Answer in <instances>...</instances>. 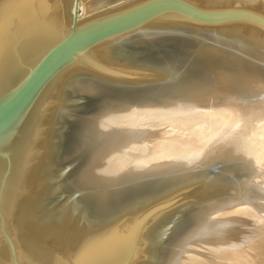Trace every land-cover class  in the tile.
<instances>
[{
  "label": "bare ground",
  "instance_id": "6f19581e",
  "mask_svg": "<svg viewBox=\"0 0 264 264\" xmlns=\"http://www.w3.org/2000/svg\"><path fill=\"white\" fill-rule=\"evenodd\" d=\"M111 1L82 0L77 7L76 0H0V83L7 74H15L20 62L32 65L62 40L76 12L81 25L143 0ZM187 1L204 8L238 4L264 15V0ZM169 27L181 29L171 35L159 33ZM214 32L264 48L260 24L198 26L169 15L139 32L98 44L54 79L36 105L33 124L10 175L0 182V264H158L152 255L151 229L192 187L191 194L208 195L217 188L228 189L229 196L193 208L189 222L194 218L200 226L192 238H173L159 264H264V79L249 77L227 63L214 77L189 81L151 99L147 107L139 101L134 111L125 106L107 121L91 124L80 149L90 155L89 167L71 180L74 190H92L86 194L89 203L108 208L114 192H98L105 184L111 188L110 182L103 185L100 180L119 163L136 178L171 175L136 185L145 188L149 183L159 193L136 203H121L112 216L103 212L100 220L97 214L85 219L68 204L48 213L38 208L49 190L43 175L51 161L49 126L68 80L79 73L114 81L132 76L143 80L151 75L114 60L115 45L136 41L130 45L140 46L168 36L193 40V35L209 49L206 34ZM220 36L212 35L215 44ZM64 189L68 188L59 187Z\"/></svg>",
  "mask_w": 264,
  "mask_h": 264
},
{
  "label": "water",
  "instance_id": "95a60500",
  "mask_svg": "<svg viewBox=\"0 0 264 264\" xmlns=\"http://www.w3.org/2000/svg\"><path fill=\"white\" fill-rule=\"evenodd\" d=\"M81 3L82 0H76L77 7ZM169 15H174L192 25L198 26H220L241 21L264 26V15L254 10L241 7L204 8L187 0H143L122 11L94 18L81 25L77 23L76 12L74 23L62 40L51 46L32 65L20 62L17 66L18 68L15 69L14 75L9 73L1 79L0 182H3L10 175L33 124L36 105L44 91L56 77L72 66L73 63L86 56L98 44L106 40L139 32L151 22ZM180 29V27H169L161 29L159 33L171 35V32ZM235 39L252 50L264 52L262 47L251 45L240 38ZM193 40L168 36V38H159L153 42H147L145 45L133 46L128 44L129 46L119 45L114 48L113 57L114 54H119L123 50L122 48H127V46L130 48H145L148 49V52L151 51V54L149 53L139 59L134 57L126 58L129 63L138 68H145L146 70L143 72L151 74L150 79L143 81L130 79L114 81L107 78H98L91 74H79V78L93 81L98 84V87H95V92H92L87 85L80 83V86H73L70 90L65 89L63 104L55 112L53 120L51 136L52 167H63L80 159L83 161V156L86 157V154L88 155V152L84 155L80 149L83 148L81 144L85 142L86 134L95 118L88 117V111L78 112L73 107V104L68 101L70 98L80 97L95 100L96 106L93 110L114 108L122 104V102L119 103V101L113 100L121 95L131 98V101L134 102L142 99H158V97L167 94L174 87L191 81L192 74H195L193 69L199 67L206 71L210 70L211 66L207 63V65L201 66H187L185 63L175 64L171 62L179 58L180 55L189 56L188 52H183L185 49L198 48L199 46L194 45ZM164 43H169L168 45L171 48L169 50L156 51L159 47L165 46ZM188 71L193 72L192 74L186 73ZM146 83L152 84L145 87ZM105 86L110 87L105 90ZM102 98L106 99L102 100ZM68 116L75 118L74 120L68 119ZM65 125H69L68 129L64 127ZM87 157L90 158V155ZM82 165L80 163V166ZM77 175L78 170L76 173L72 171L69 178L75 181ZM65 186L68 188L67 191L74 190L71 183ZM131 202L123 203L127 205ZM121 203H113L112 201L109 207L106 208L107 210L98 209L94 206V213L91 216L97 214L96 217L100 220L101 217H105L103 215L104 212L106 216L110 217L113 212L119 210ZM176 232L177 229L174 230L173 234L175 235Z\"/></svg>",
  "mask_w": 264,
  "mask_h": 264
},
{
  "label": "rangeland",
  "instance_id": "374dc122",
  "mask_svg": "<svg viewBox=\"0 0 264 264\" xmlns=\"http://www.w3.org/2000/svg\"><path fill=\"white\" fill-rule=\"evenodd\" d=\"M116 1L117 0H112L110 4H114L116 3ZM227 6H230V5H227ZM234 7H240V5L235 4ZM212 35H215V36L222 35V36H220L219 38H216L217 43L215 44L216 40L212 38ZM190 36L191 38L194 39V41L200 47L195 48V49H190V48H187V50L185 49L183 52L184 53L188 52L189 56H185L183 54V55H180L179 58L171 62L175 64L185 63L187 64V66H198V65L201 66L207 63L209 66H211L210 70H208L209 71L208 75H205L207 74L206 70H203L199 67H197V69H193V71H195V74L194 73L192 74L193 71L186 72V73H191L193 75L192 80H201V79L206 78V76H209V75L211 77H214L218 70H223L222 66L224 67L227 66V65L225 66L226 63L228 64L229 67L235 70L236 69H238L239 71L243 70V72L247 73L248 76L250 75L249 77H252L254 79L255 78L264 79V52L252 50L251 48L247 47L243 43L237 42L235 38H239V37L226 36V35H223L217 32L209 33V34L207 33L206 34L207 40H205V42H207V46L210 48L211 47L213 48L215 45H217L218 47L217 50H212L210 48L206 49L205 46L201 44L200 38H197L193 35H190ZM223 36H226V37H223ZM240 39L246 41L245 38L244 39L240 38ZM126 44H138V42L133 41V42L126 43ZM168 44L169 43H166V44L164 43L165 46H163L162 48L159 47L158 48L159 50L157 49L156 51L169 50L171 47H169ZM117 46L119 45H115L114 48ZM128 46L127 48H122L123 50L119 54L118 53L114 54V57H113L114 60L121 65H126V67L130 69H136L139 71L142 70L141 72L145 71L146 70L145 68L143 69L138 68L137 66L129 63V60H127L126 58L134 57V58L139 59L145 55H148L149 53L151 54L152 52L151 51L148 52L147 51L148 49H145V48H138V47L130 48ZM210 53L214 55H211ZM112 54H113V51H112ZM205 57L206 59H204ZM219 57H222L221 59L222 61L219 60ZM79 74H82V73H79ZM79 74L75 75L74 77H71L68 80V83L64 88V92H65V89L70 90L73 86H80V83L85 84V85L89 84L90 86H88V89L91 90L92 92H95L96 90L95 85L92 82L90 83L89 80L87 79L83 80L79 78L78 77ZM85 74H89V73H85ZM194 78H197V79H194ZM129 79L136 80L137 77L132 76V77L126 78V80H129ZM146 79H150V78H146ZM146 79H143V80H146ZM143 80H136V81H143ZM150 84L152 83H146L145 87L149 86ZM138 86L142 87L144 85H138ZM108 87L105 86L106 88L105 90H108L109 89ZM106 92H109V91H106ZM104 99L106 98H102V100ZM63 100H64V95L60 102V105L54 111V113L59 108H61V105L63 104ZM113 100L119 101V103L122 102V104L114 108L93 110L94 107L96 106L95 100H89V99L80 98V97H73V98H70L68 101L73 104V107H75V109L78 112L88 111L89 114H87V116L95 118L93 123L101 121L100 119H102L103 122L107 121L110 115H113L116 113L118 114V112H121V110L125 106H128L129 111L130 110L134 111L138 106L137 103L139 102V101L138 102L131 101V98H127V96L125 95L116 97ZM140 101H144L143 104L147 107L150 105L152 100L142 99ZM53 116L55 115L53 114ZM67 118L74 120L75 117L68 116ZM53 120L54 119H52V123L49 126V134H48V138H49L48 156L49 157H50V138L52 136ZM64 127L68 129L69 125L68 126L65 125ZM83 157H84V159H82L83 161H81V159L76 160L73 163L64 165L63 167H58V166L52 167L51 161H50L49 163L50 166L49 167L46 166V170H44V173H43L46 180H48V174H49V181H48L49 190L46 196L38 202L39 209H42V211L44 210L45 213H48L50 211H56L62 206L68 204L76 210V213L78 214L81 213L85 219L91 218V215L94 213L93 206L92 204L89 203L88 198L86 197V194L93 192L92 190H85V191L84 190L82 191L68 190L67 191V189L59 190L60 186H63L64 188L66 187L65 185L70 184L72 179L69 178V175L70 173H72V171L76 173L78 170V175L81 176L83 174V171H86V169H88L89 166L87 167V165L90 162V158L87 156L86 157L83 156ZM80 163H82L83 165L80 166ZM43 165L45 164L43 163L42 166ZM98 165H101V164H98ZM200 170L201 169H197L196 172H199ZM204 170H207V168ZM165 176H171V175H165ZM165 176L160 175L154 178L153 177L136 178L132 175L131 172H127V170H125L124 167L120 166L118 163V164L113 165L108 177L103 176V178L100 180L101 182H103V185L106 182H110L111 188L107 187V185L105 184L104 185L105 187H103L102 189H99L98 192H110V190L114 192V196L112 199L113 203H120V202L123 203V202H128V201L135 202L137 200H138L137 202H139V201H142L146 196L155 195L159 193L160 191H158L159 188L155 189L154 186H151V184L149 183L144 185L146 186L145 188L143 187L138 188L136 187V185L139 184L140 182L147 183L151 180L165 178ZM194 189L195 187H192L190 191H188L187 197L181 196L178 199H176V202L178 203H176L173 210H171L170 213H168V215L165 214V216L161 218L158 223H155L153 225L150 234H152V238H153V242H152L153 244H151V247H152L151 250H152V255L154 257V262L158 261V264H159V261L161 262V258L163 255L162 254L163 249L169 244L171 240H173V238L175 237L181 238L182 240L183 238H192V236L195 234L200 224L194 218H192L191 224L189 222V219H190L189 216L193 214L194 212L193 208L195 210V207L204 206L210 200L214 201V200L229 196L227 194L228 189H225V190L221 189L220 191L217 188H215V192H214L215 194L212 191L208 195H205V194L203 195V193L201 194L200 192H198L197 194L196 192L191 194L190 192H192ZM94 191H97V190H94ZM222 192L225 194H223ZM86 204H88L87 207H86ZM184 221H188L185 224V226L186 225L187 226L181 230L179 236H175L173 234L174 230L178 229L184 223ZM172 255H173V252H170V254L168 255L169 260L172 259Z\"/></svg>",
  "mask_w": 264,
  "mask_h": 264
}]
</instances>
